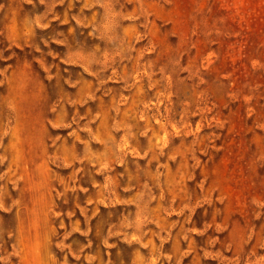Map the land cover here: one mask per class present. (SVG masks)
Listing matches in <instances>:
<instances>
[{
  "label": "rangeland",
  "instance_id": "374dc122",
  "mask_svg": "<svg viewBox=\"0 0 264 264\" xmlns=\"http://www.w3.org/2000/svg\"><path fill=\"white\" fill-rule=\"evenodd\" d=\"M0 264H264V0H0Z\"/></svg>",
  "mask_w": 264,
  "mask_h": 264
}]
</instances>
